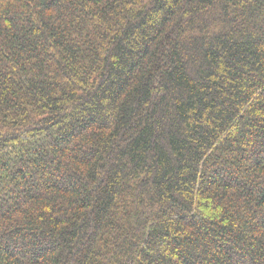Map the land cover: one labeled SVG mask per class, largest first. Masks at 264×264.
Wrapping results in <instances>:
<instances>
[{
	"label": "trees",
	"instance_id": "1",
	"mask_svg": "<svg viewBox=\"0 0 264 264\" xmlns=\"http://www.w3.org/2000/svg\"><path fill=\"white\" fill-rule=\"evenodd\" d=\"M0 264H264V0H0Z\"/></svg>",
	"mask_w": 264,
	"mask_h": 264
}]
</instances>
